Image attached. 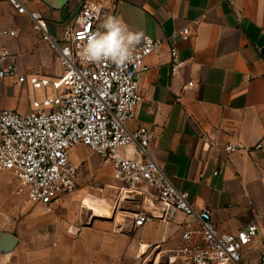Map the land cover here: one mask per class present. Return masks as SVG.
I'll use <instances>...</instances> for the list:
<instances>
[{"label":"crops","instance_id":"crops-1","mask_svg":"<svg viewBox=\"0 0 264 264\" xmlns=\"http://www.w3.org/2000/svg\"><path fill=\"white\" fill-rule=\"evenodd\" d=\"M83 0H26L28 11L37 12L54 39L78 15ZM104 0L105 19H121L133 32H143L161 42L145 59L138 78L141 102L126 127L146 128L155 136L148 148L172 184L188 195L196 211L210 215L221 233L233 234L254 224L264 227V149L254 146L264 138V0ZM104 19V20H105ZM188 28V40L178 31ZM14 30L15 37L0 40L9 56L3 65H14L18 74L57 71L56 55L42 42L27 15L16 14L7 0H0V31ZM175 45L179 64L171 73L170 49ZM61 72V69H60ZM50 77V76H49ZM0 111L28 110L29 94L8 80H0ZM33 95V94H32ZM241 146L229 153L227 146ZM87 154L107 166L108 179L101 193L88 190L80 198L101 201L108 214L86 209L73 214L76 198L67 196L52 213L68 214L76 237L69 264H187L174 252L181 235L198 231V222L180 214L163 215L154 194L146 188L134 200L112 177L109 165L93 159L82 146L69 158ZM122 157L140 160L135 146L120 151ZM93 172L91 168H88ZM5 182L13 176L3 174ZM148 220L133 226L136 212ZM72 213V214H71ZM192 243L200 236L191 237ZM264 234L260 233L241 253V264H260Z\"/></svg>","mask_w":264,"mask_h":264},{"label":"built area","instance_id":"built-area-1","mask_svg":"<svg viewBox=\"0 0 264 264\" xmlns=\"http://www.w3.org/2000/svg\"><path fill=\"white\" fill-rule=\"evenodd\" d=\"M104 0H83L75 20L62 31L59 39L50 36L46 22L26 9V0H7L18 15H27L42 42L55 53L61 72L56 76L18 74L14 65H3L9 53L0 44V80L35 95L28 110L0 111V174H10L16 181L15 193L24 204L34 205L44 214H50L61 199L72 195L79 183L81 164L73 163L69 151L82 146L110 166L112 177L121 184L119 192L134 200L136 192L146 188L165 216L180 214L198 222V231L181 235L182 244L174 254L187 264H241V253L264 227L254 224L236 233L219 232L211 223L210 215L196 211L186 193L180 192L148 156L154 132L139 128L129 131L126 124L132 120L141 102L138 78L146 70L145 59L156 52L161 42L145 37L134 49V59L126 66L117 67L109 62L88 63L80 58L81 47L96 31H102L105 19ZM233 3V0L230 2ZM14 30H1L0 40L15 37ZM188 28L178 31L181 41L188 40ZM177 49H170L171 73L179 67L175 62ZM53 92L47 96V90ZM3 89L0 86V99ZM135 146L140 160L122 157L120 151ZM264 149V138L255 146ZM241 146L229 145L226 151L238 152ZM103 188H99L101 193ZM264 219V217H262ZM148 217L136 212L133 226H143ZM200 241L192 243L191 237ZM260 264H264L261 256Z\"/></svg>","mask_w":264,"mask_h":264},{"label":"rangeland","instance_id":"rangeland-1","mask_svg":"<svg viewBox=\"0 0 264 264\" xmlns=\"http://www.w3.org/2000/svg\"><path fill=\"white\" fill-rule=\"evenodd\" d=\"M52 69L57 71L43 75L56 76L60 73L59 68ZM19 93L18 89L14 96L18 97ZM52 95V90L48 89L47 96ZM33 97L41 99L43 92L28 96L29 100ZM16 111L23 112L19 108ZM85 150L101 162L98 156L87 148ZM78 158L85 163V167L79 173L75 192L70 195L76 198L73 209L76 216L81 211L86 212L81 206V196L88 190L102 188L100 183L109 178L107 166L93 162L87 154L78 153ZM91 167L94 173L89 171ZM2 176L0 174V264H69L76 231L68 214H44L34 205L24 204L22 197L15 193L16 184L11 179L5 182ZM8 237L13 239L11 247L6 246Z\"/></svg>","mask_w":264,"mask_h":264},{"label":"clouds","instance_id":"clouds-1","mask_svg":"<svg viewBox=\"0 0 264 264\" xmlns=\"http://www.w3.org/2000/svg\"><path fill=\"white\" fill-rule=\"evenodd\" d=\"M81 47L80 58L88 63L111 62L117 67L126 66L134 59L133 52L145 38L143 32H133L119 18L108 16Z\"/></svg>","mask_w":264,"mask_h":264},{"label":"bare ground","instance_id":"bare-ground-1","mask_svg":"<svg viewBox=\"0 0 264 264\" xmlns=\"http://www.w3.org/2000/svg\"><path fill=\"white\" fill-rule=\"evenodd\" d=\"M83 207L93 212V214L95 215L102 216L103 214H107V209L105 208L103 203L101 201H96V199L94 200V198L91 199L87 197L86 200L83 202Z\"/></svg>","mask_w":264,"mask_h":264},{"label":"water","instance_id":"water-1","mask_svg":"<svg viewBox=\"0 0 264 264\" xmlns=\"http://www.w3.org/2000/svg\"><path fill=\"white\" fill-rule=\"evenodd\" d=\"M12 244H13V239H12V238H10V237H8V238H7V240H6V246H9V247H11V246H12Z\"/></svg>","mask_w":264,"mask_h":264}]
</instances>
